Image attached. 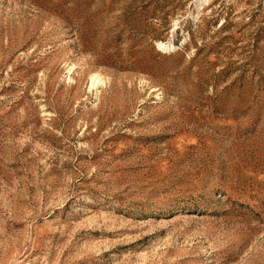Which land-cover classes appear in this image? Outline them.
I'll list each match as a JSON object with an SVG mask.
<instances>
[{
  "label": "rangeland",
  "instance_id": "obj_1",
  "mask_svg": "<svg viewBox=\"0 0 264 264\" xmlns=\"http://www.w3.org/2000/svg\"><path fill=\"white\" fill-rule=\"evenodd\" d=\"M0 264H264V0H0Z\"/></svg>",
  "mask_w": 264,
  "mask_h": 264
},
{
  "label": "bare ground",
  "instance_id": "obj_2",
  "mask_svg": "<svg viewBox=\"0 0 264 264\" xmlns=\"http://www.w3.org/2000/svg\"><path fill=\"white\" fill-rule=\"evenodd\" d=\"M101 80L97 78V76L92 77V82L91 85L93 86L95 83L96 85L100 82Z\"/></svg>",
  "mask_w": 264,
  "mask_h": 264
}]
</instances>
